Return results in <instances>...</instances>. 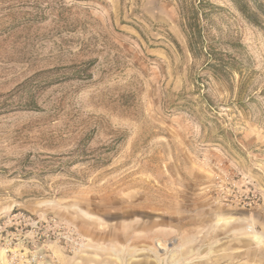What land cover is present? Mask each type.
<instances>
[{"label": "rangeland", "instance_id": "1", "mask_svg": "<svg viewBox=\"0 0 264 264\" xmlns=\"http://www.w3.org/2000/svg\"><path fill=\"white\" fill-rule=\"evenodd\" d=\"M204 1L240 74L179 0H0V226H74L52 264H264V18Z\"/></svg>", "mask_w": 264, "mask_h": 264}, {"label": "built area", "instance_id": "2", "mask_svg": "<svg viewBox=\"0 0 264 264\" xmlns=\"http://www.w3.org/2000/svg\"><path fill=\"white\" fill-rule=\"evenodd\" d=\"M4 225L14 231L4 234L1 231ZM82 243L78 230L58 219H12L0 226V264H52L50 247L55 245L65 252L75 253Z\"/></svg>", "mask_w": 264, "mask_h": 264}, {"label": "trees", "instance_id": "3", "mask_svg": "<svg viewBox=\"0 0 264 264\" xmlns=\"http://www.w3.org/2000/svg\"><path fill=\"white\" fill-rule=\"evenodd\" d=\"M232 1L249 23L255 26L262 25L261 18H264V0ZM179 2L184 20V29L189 42V50L193 57L203 58L207 68L211 69L219 78L240 74L242 69L240 61L223 52L205 46L202 20L208 17L207 8L213 7V5L204 0H179Z\"/></svg>", "mask_w": 264, "mask_h": 264}, {"label": "crops", "instance_id": "4", "mask_svg": "<svg viewBox=\"0 0 264 264\" xmlns=\"http://www.w3.org/2000/svg\"><path fill=\"white\" fill-rule=\"evenodd\" d=\"M132 240H133V238H132ZM132 240H131V241H132ZM128 244H131L130 239L126 241V244H125V245H127V247H128ZM131 247H132V246H131ZM59 260H60L61 262H65V261H66L65 257L62 256V255H59ZM148 264H149V262H148Z\"/></svg>", "mask_w": 264, "mask_h": 264}]
</instances>
